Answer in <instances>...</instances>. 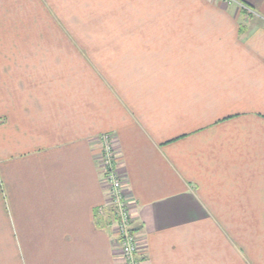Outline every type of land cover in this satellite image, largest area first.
Returning a JSON list of instances; mask_svg holds the SVG:
<instances>
[{
  "label": "crops",
  "instance_id": "obj_1",
  "mask_svg": "<svg viewBox=\"0 0 264 264\" xmlns=\"http://www.w3.org/2000/svg\"><path fill=\"white\" fill-rule=\"evenodd\" d=\"M264 264V0H0V264Z\"/></svg>",
  "mask_w": 264,
  "mask_h": 264
},
{
  "label": "built area",
  "instance_id": "obj_2",
  "mask_svg": "<svg viewBox=\"0 0 264 264\" xmlns=\"http://www.w3.org/2000/svg\"><path fill=\"white\" fill-rule=\"evenodd\" d=\"M100 148L96 153L102 182L106 188L104 207L111 212L112 227L115 230L123 264H142L145 244L134 227L131 198L126 195L125 183L120 178L118 160L113 151L112 137L109 133L99 136Z\"/></svg>",
  "mask_w": 264,
  "mask_h": 264
},
{
  "label": "rangeland",
  "instance_id": "obj_3",
  "mask_svg": "<svg viewBox=\"0 0 264 264\" xmlns=\"http://www.w3.org/2000/svg\"><path fill=\"white\" fill-rule=\"evenodd\" d=\"M227 1H233V0H227ZM100 140V139H99ZM114 147V146H113ZM113 151L115 152V154H116V158L118 159V152H117V150L115 149V148H113ZM96 158V157H95ZM96 161H97V159H96ZM97 164H98V162H97ZM118 166V165H117ZM119 167V166H118ZM98 169L100 170V172H101V169L98 167ZM119 169V168H118ZM120 178H121V175H120ZM122 179V178H121ZM123 180V179H122ZM105 185V184H104ZM131 204H132V202H131ZM134 227H135V225H134ZM135 230H137L136 228H135Z\"/></svg>",
  "mask_w": 264,
  "mask_h": 264
}]
</instances>
